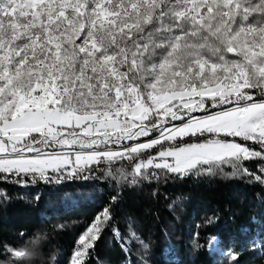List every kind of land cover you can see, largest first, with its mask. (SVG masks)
I'll list each match as a JSON object with an SVG mask.
<instances>
[{
	"label": "snow or ice",
	"instance_id": "1",
	"mask_svg": "<svg viewBox=\"0 0 264 264\" xmlns=\"http://www.w3.org/2000/svg\"><path fill=\"white\" fill-rule=\"evenodd\" d=\"M245 161L261 163L253 172ZM101 172L113 194L69 264H86L90 250L98 260L106 229L126 258L133 240L147 255L131 215L127 235L117 226L119 179L223 174L264 185V0H0V181L43 183L78 206L64 186ZM208 243L220 250L217 237ZM4 247L30 264L31 248Z\"/></svg>",
	"mask_w": 264,
	"mask_h": 264
},
{
	"label": "trees",
	"instance_id": "2",
	"mask_svg": "<svg viewBox=\"0 0 264 264\" xmlns=\"http://www.w3.org/2000/svg\"><path fill=\"white\" fill-rule=\"evenodd\" d=\"M258 163L261 162L245 161L253 172ZM156 171L160 175L161 170ZM225 172L231 169L226 167ZM111 180L106 176L91 182H68L64 191L73 194L72 198L80 202L78 206H71L63 192L43 183L22 187L11 179L0 181V192L9 197L6 200L0 195V262L18 261L13 252L5 251L4 246H8L12 250L31 248L30 264H69L77 236L113 194L109 188ZM129 180L131 176L128 180L119 179L122 200L116 212L117 226L122 235H127L125 220L131 215L138 239L149 244L147 255L138 240H133L126 258L125 251L106 229L97 241L98 260L90 250L86 264H144V260L147 264H264V185L259 181L249 184L245 178L223 174L186 177L181 181L168 173L161 175L159 181H145L139 186H126ZM112 183L114 186L115 181ZM37 194L38 203L34 200ZM177 198L179 201L170 209ZM213 216L219 219L207 224ZM58 224L65 225L64 229H56ZM209 236L217 237L225 253L211 251ZM194 241L202 247L195 248ZM229 251L231 256L226 255ZM138 252L143 259H138ZM53 254L55 261L51 259Z\"/></svg>",
	"mask_w": 264,
	"mask_h": 264
},
{
	"label": "rangeland",
	"instance_id": "3",
	"mask_svg": "<svg viewBox=\"0 0 264 264\" xmlns=\"http://www.w3.org/2000/svg\"><path fill=\"white\" fill-rule=\"evenodd\" d=\"M153 151H154V150H153ZM219 242H220V241H219ZM213 243H215V241H214ZM219 248H220L219 251H214V250L210 247L211 251H213L214 253H225V252L221 249V247H220V243H219Z\"/></svg>",
	"mask_w": 264,
	"mask_h": 264
},
{
	"label": "bare ground",
	"instance_id": "4",
	"mask_svg": "<svg viewBox=\"0 0 264 264\" xmlns=\"http://www.w3.org/2000/svg\"><path fill=\"white\" fill-rule=\"evenodd\" d=\"M219 241V240H218Z\"/></svg>",
	"mask_w": 264,
	"mask_h": 264
}]
</instances>
